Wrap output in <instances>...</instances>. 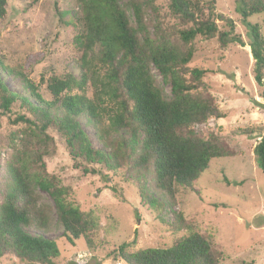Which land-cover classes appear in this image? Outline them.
<instances>
[{
	"label": "trees",
	"instance_id": "obj_1",
	"mask_svg": "<svg viewBox=\"0 0 264 264\" xmlns=\"http://www.w3.org/2000/svg\"><path fill=\"white\" fill-rule=\"evenodd\" d=\"M159 1L77 0V16L57 7L60 18L68 16L78 31L74 41L81 54V72L79 78L67 73L47 80L50 101L23 71L0 58L1 69L24 79L25 92L12 91L0 76V130L1 119L15 105L20 111L13 123L23 126L9 138L12 152L3 166L0 260L11 255L27 264H57L59 246L44 235L51 231L54 213L69 243L84 239L88 249H96L99 221L72 202L71 190L47 170L45 158L55 150L53 132L64 139L75 161L88 166L86 174H102L100 168L137 176L151 172L152 187L141 189V198L158 211L176 201L178 187L193 190L213 160L236 156L218 136L194 130L224 114L204 83L207 71L190 67L197 38L218 37L225 48L235 25L228 23L230 31L221 32L213 5L202 0H163L169 16L180 25L172 28L162 18ZM235 1L249 30L255 81L264 100V34L259 24L249 22L264 17V0ZM7 3L0 0V18ZM149 12L155 16L153 25L147 22ZM234 41L245 46L239 38ZM156 74L170 86L171 94ZM81 119L94 127L101 150L93 148ZM244 132L260 134L255 152L264 175V127ZM38 190L50 195L53 207L40 202ZM177 218L175 229L189 233L171 247L133 252L136 238L123 243L114 256L125 264H220L221 247L193 230L183 214ZM33 228L44 234H30Z\"/></svg>",
	"mask_w": 264,
	"mask_h": 264
},
{
	"label": "rangeland",
	"instance_id": "obj_2",
	"mask_svg": "<svg viewBox=\"0 0 264 264\" xmlns=\"http://www.w3.org/2000/svg\"><path fill=\"white\" fill-rule=\"evenodd\" d=\"M208 3L215 9L214 21L221 32L230 31L228 23H233L235 28L225 48L218 37L196 40L197 52L190 67L207 71L204 83L224 118L211 119L194 130L207 137L218 136L236 156L213 160L193 190L178 187L176 201L158 211L141 198V189L152 187L151 172L137 176L100 168L102 174H86L84 166H88L75 161L64 139L53 132L55 150L45 158L47 170L71 190L72 202L82 211L94 213L100 227L94 250L88 249L84 239L69 243L63 227L58 225L56 213L48 234L29 229L30 234H44L58 244L61 256L57 264H125L114 252L136 238V244L131 247L133 252L169 248L189 233L175 229L179 226L178 214H183L193 230L207 236L214 246L221 247L220 264H264V175L255 152L261 138L258 132H244L264 127L262 89L255 81L251 38L236 1L202 0V4ZM157 5L167 25L179 29L178 22L169 16L167 2L160 0ZM57 7L67 15L77 16L79 12L77 0H8L6 14L0 18V58L23 71L48 101L52 96L47 91V80L67 73L79 78L81 72V54L74 41L78 31L69 24L68 16L60 18ZM154 17L149 12L147 22L153 25ZM249 22L259 24L264 34V17L255 16ZM235 38L245 46L234 41ZM0 76L9 89L25 94L21 76L8 75L1 68ZM158 82L171 94L170 86L164 85L160 76ZM19 111V106L15 105L12 113L1 119L0 192L4 162L12 152L9 138L23 129L22 124L13 123ZM80 121L93 148L101 150L94 127L84 119ZM38 194L41 203L54 206L49 194L40 190ZM0 264L27 263L7 255Z\"/></svg>",
	"mask_w": 264,
	"mask_h": 264
},
{
	"label": "built area",
	"instance_id": "obj_3",
	"mask_svg": "<svg viewBox=\"0 0 264 264\" xmlns=\"http://www.w3.org/2000/svg\"><path fill=\"white\" fill-rule=\"evenodd\" d=\"M83 257L79 256V259L82 260Z\"/></svg>",
	"mask_w": 264,
	"mask_h": 264
}]
</instances>
